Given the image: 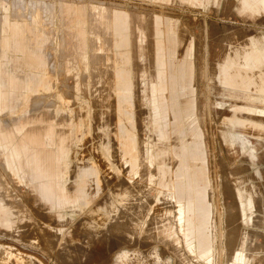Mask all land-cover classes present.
Here are the masks:
<instances>
[{
	"label": "rangeland",
	"instance_id": "obj_1",
	"mask_svg": "<svg viewBox=\"0 0 264 264\" xmlns=\"http://www.w3.org/2000/svg\"><path fill=\"white\" fill-rule=\"evenodd\" d=\"M0 92V264H264V0H0Z\"/></svg>",
	"mask_w": 264,
	"mask_h": 264
},
{
	"label": "crops",
	"instance_id": "obj_2",
	"mask_svg": "<svg viewBox=\"0 0 264 264\" xmlns=\"http://www.w3.org/2000/svg\"><path fill=\"white\" fill-rule=\"evenodd\" d=\"M127 85L128 84L125 83V86ZM125 89L126 88H124V90ZM128 90L129 89H126V91ZM127 93L129 94V92H126V94L125 93L122 94V99L127 98L126 97ZM0 94H1L0 101L2 104L5 105L7 103V99L3 95L2 92H0ZM238 123L248 124L247 122L246 123L238 122ZM253 127L264 129L263 125H253ZM24 158H25L26 164L30 166V172L32 176L34 177L35 180L38 181V186L42 193V196L49 202H53L55 198L57 197V194L59 193L57 190L59 186H58V183L55 181L56 175L51 167L53 165L52 157L50 155H43L37 149H28L24 152ZM89 172H91L90 169H89ZM83 174H86V172H84ZM83 178L84 176H82V180L80 182V190L85 189V186H84L85 180Z\"/></svg>",
	"mask_w": 264,
	"mask_h": 264
},
{
	"label": "bare ground",
	"instance_id": "obj_3",
	"mask_svg": "<svg viewBox=\"0 0 264 264\" xmlns=\"http://www.w3.org/2000/svg\"><path fill=\"white\" fill-rule=\"evenodd\" d=\"M126 160V159H125ZM127 162H129L130 164H131V162L127 159ZM124 167H125V165H124ZM165 170V169H164ZM165 174V173H164ZM167 177V176H166ZM3 181V180H2ZM171 195V194H170ZM156 210V209H155ZM233 220V219H232ZM120 221V226H121V224H122V222H121V220H119ZM35 225V224H34ZM119 226V225H118ZM119 226V227H120ZM235 226H237V225H235ZM169 228H170V226H169ZM167 229V228H166ZM237 229V228H236ZM239 229V228H238ZM234 232V231H233ZM249 232V231H248ZM247 237V236H246ZM187 239H189V237L187 238ZM244 239H246V238H244ZM247 239H248V237H247ZM231 244H233V242L231 243ZM243 246H245V243H243L242 244ZM235 246V245H234ZM68 251V250H67ZM233 253V252H232ZM200 262V261H199ZM35 264H38L37 262L35 263ZM199 264H207L206 262H202L201 261V263H199Z\"/></svg>",
	"mask_w": 264,
	"mask_h": 264
}]
</instances>
